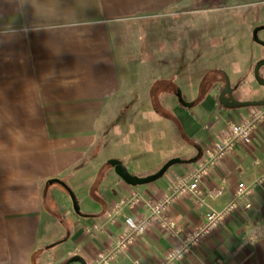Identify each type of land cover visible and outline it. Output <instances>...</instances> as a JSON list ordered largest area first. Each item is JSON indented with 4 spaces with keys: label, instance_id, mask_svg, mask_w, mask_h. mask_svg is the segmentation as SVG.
I'll return each instance as SVG.
<instances>
[{
    "label": "crops",
    "instance_id": "obj_1",
    "mask_svg": "<svg viewBox=\"0 0 264 264\" xmlns=\"http://www.w3.org/2000/svg\"><path fill=\"white\" fill-rule=\"evenodd\" d=\"M194 14L201 24H186L188 35L202 30L212 45L234 53L254 41L253 60L264 59V0H0V264H82L69 262L75 255L93 264L126 229L125 214L146 212L144 204L125 206L109 222L114 201L133 193L162 199L198 166L203 145L226 134L227 121L250 117L251 106L222 107L228 71L219 62L228 59L213 57V49L193 56L200 72L194 64L164 72L155 60L144 75L140 55L121 66L125 23ZM252 74L239 67L230 73L237 99H264V89L252 91ZM172 158L183 161L135 186L109 163L118 159L131 174L147 176ZM209 172L201 184L205 203L184 193L164 212L177 234L154 222L112 264H161L206 210L234 198L240 181L252 187L244 199L252 206L230 214L174 264H264V121L250 143L235 144ZM52 179L71 188L80 211ZM219 188L223 194L213 198L210 190Z\"/></svg>",
    "mask_w": 264,
    "mask_h": 264
},
{
    "label": "built area",
    "instance_id": "obj_2",
    "mask_svg": "<svg viewBox=\"0 0 264 264\" xmlns=\"http://www.w3.org/2000/svg\"><path fill=\"white\" fill-rule=\"evenodd\" d=\"M264 121V105L251 106L250 117L244 120L235 122L232 120L227 121V130L224 136L212 137L209 142L203 145L202 155L199 158L198 166L190 172L189 175L179 178L175 185L172 187V192L167 194L158 201H148L143 198L139 193L124 197L111 207L107 215H105L109 222H116V219L122 214L123 207L136 206L144 204L146 212L142 213L140 217L134 215H124V223L126 228L119 236L117 242L107 249L101 250L96 254L93 264H112L117 256V253L123 249L133 245L137 239L143 236L148 226L157 222L166 231L177 234L181 229L176 226L175 221L169 218L166 209L171 205L178 195L192 194L195 199L200 203H205V192L201 186L204 176L209 174L219 162L231 154L235 148V144L250 143L256 130ZM263 182V178L257 180V183ZM237 190L234 198L223 208L215 209L210 208L205 211L204 220L199 227L191 231H185L181 242L169 251L161 264H174V262L181 260L190 253L196 246L201 243L204 236L212 233L219 228L225 219L237 210L248 209L252 206V202L245 200L252 194V187L244 181L237 183ZM209 194L214 198L223 194L222 189H212ZM244 201V202H243ZM138 259L134 260V264H138Z\"/></svg>",
    "mask_w": 264,
    "mask_h": 264
},
{
    "label": "rangeland",
    "instance_id": "obj_3",
    "mask_svg": "<svg viewBox=\"0 0 264 264\" xmlns=\"http://www.w3.org/2000/svg\"><path fill=\"white\" fill-rule=\"evenodd\" d=\"M202 15L210 16L208 13ZM190 23L194 24L195 27L199 26L201 24L200 15L194 14L180 18L165 15L136 19L130 23H125L127 29L121 35L122 41L123 39L125 41L121 43L119 53L121 66L127 65L128 69L129 64L138 63V55H140L141 59H146V61H142L144 65L139 69L145 72H143L144 75H149L150 71L154 70L155 60H157L159 65H164V68H162L164 72H169L170 67L177 71H183L186 64L190 66L194 64L193 68H195V71L200 72L203 67L199 66V61H192L193 56L195 54L197 56L198 53L208 57L209 55L206 54V51L213 49L215 51L210 53L213 57L224 56L228 59L227 61L219 62L228 71L225 75L229 76L230 73H235L236 68L238 69L239 67L244 74L247 72L253 73L257 86L256 89L252 90L253 92L260 90V88L264 89V85H261L255 78V64L260 59L253 60V56L255 57L257 53L254 52V44H256L254 41L252 42L253 46L250 44L248 46L244 44L243 47L238 46L235 53L231 49L225 51V47L212 45L210 43L212 41L209 40L210 36L207 33H203L202 30L191 31L188 35L184 27ZM189 36L194 37V39H190ZM258 36L260 37V35ZM129 37L134 38L129 40ZM226 47L228 48V46ZM163 59L164 61H162ZM214 64H217V62H214ZM259 74L260 78L264 79V67L260 68Z\"/></svg>",
    "mask_w": 264,
    "mask_h": 264
},
{
    "label": "water",
    "instance_id": "obj_4",
    "mask_svg": "<svg viewBox=\"0 0 264 264\" xmlns=\"http://www.w3.org/2000/svg\"><path fill=\"white\" fill-rule=\"evenodd\" d=\"M257 29L255 30V39L259 40L258 38V34H257ZM255 78L258 79V81L264 85V79L260 78V74H259V70L261 68V66L264 65V59H261L257 62V64H255ZM230 77L226 74L225 75V85L222 89L219 95V101L222 104V106L224 107H229V108H234V107H241V106H255V105H264V99L262 100H240L237 99L234 95L233 91V87L231 85V80L229 79ZM177 95H179V98L182 100V95L181 92L177 93ZM183 160H181V158H172L170 160H167V162L155 173L149 174L147 176H137V175H133L131 174L128 169L126 168V166L120 162V160L118 159H112L109 161V163L113 164L115 166V169L117 171V173L119 174V176H122L128 183L135 185L138 184H143V183H147L153 180L158 179L159 177H161L163 175L164 172H166V170L172 166L175 163L178 162H182ZM57 181L61 184H63L68 190L70 191L71 197L73 199V204L75 207L76 211H80L79 208V204L77 203L78 200L76 198L75 193L71 190V188L62 180L60 179H52L51 182ZM74 260H79L80 262H82V264H87V262L85 261V259L82 256L79 255H75L74 257H72L70 261H74Z\"/></svg>",
    "mask_w": 264,
    "mask_h": 264
},
{
    "label": "trees",
    "instance_id": "obj_5",
    "mask_svg": "<svg viewBox=\"0 0 264 264\" xmlns=\"http://www.w3.org/2000/svg\"><path fill=\"white\" fill-rule=\"evenodd\" d=\"M221 106V105H220ZM222 107H224V106H222ZM39 253V252H38ZM38 253L36 252V255H38Z\"/></svg>",
    "mask_w": 264,
    "mask_h": 264
},
{
    "label": "clouds",
    "instance_id": "obj_6",
    "mask_svg": "<svg viewBox=\"0 0 264 264\" xmlns=\"http://www.w3.org/2000/svg\"><path fill=\"white\" fill-rule=\"evenodd\" d=\"M253 242H255V240H253Z\"/></svg>",
    "mask_w": 264,
    "mask_h": 264
}]
</instances>
